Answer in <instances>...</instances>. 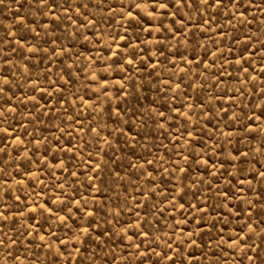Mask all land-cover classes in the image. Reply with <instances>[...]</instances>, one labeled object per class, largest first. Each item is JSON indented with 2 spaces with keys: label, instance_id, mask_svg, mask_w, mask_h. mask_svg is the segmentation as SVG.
<instances>
[{
  "label": "rangeland",
  "instance_id": "374dc122",
  "mask_svg": "<svg viewBox=\"0 0 264 264\" xmlns=\"http://www.w3.org/2000/svg\"><path fill=\"white\" fill-rule=\"evenodd\" d=\"M0 264H264V0H0Z\"/></svg>",
  "mask_w": 264,
  "mask_h": 264
}]
</instances>
